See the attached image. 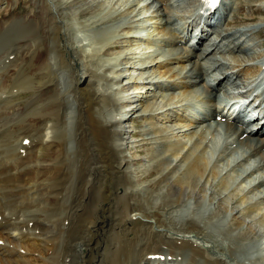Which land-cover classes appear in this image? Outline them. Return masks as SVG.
<instances>
[{
	"label": "bare ground",
	"instance_id": "6f19581e",
	"mask_svg": "<svg viewBox=\"0 0 264 264\" xmlns=\"http://www.w3.org/2000/svg\"><path fill=\"white\" fill-rule=\"evenodd\" d=\"M43 1L46 11H43V16L38 22H35L32 30L26 34L31 41L24 44L15 42V44L4 49L3 54L2 51L0 53L2 54L0 62L5 63L8 60V64L4 65L6 67L13 66L17 71L9 83L10 87H4L0 80V107L1 100L4 101V93L9 92L8 95L11 94L12 96L23 86H31L33 89L42 86L43 75L39 73L37 76L31 72V67L35 64L33 60L30 63H25L19 62V59L22 57V52L32 51L37 46L36 43L41 45V48L45 47L46 49L45 42L41 41V38H47L48 54L44 70L48 74L52 72L50 76L54 79L64 78L65 81H73L75 87L73 95L84 97L79 106L81 112L84 113L87 126L85 125L86 128L81 130H76L74 134L76 141L80 144L79 159L86 160L84 163L93 160L91 165H94L96 160L93 159V155L96 153L98 169L102 171L99 177L102 176L103 180L94 186L92 185L94 180H90L93 177L90 179L87 177L89 180L84 181H82L83 177L77 179L76 168L70 167L66 156H63V154L65 155L64 150L57 148L59 157L55 158L57 161L56 169L52 168L56 170L57 176L59 172L62 174L60 177L56 176L57 184L53 188H57L61 183L64 178L63 173H67L65 170L67 166L73 171V174L71 173L72 180H69L70 182L66 185L73 191L74 195H71V192L68 197H62L64 194H62L63 185L61 184L62 190L58 194L61 199L58 198L60 199L58 208L55 204V206L47 204L43 199L41 188L36 185V183L40 184L38 180L41 178L38 177L37 179L35 168L30 165L33 163L32 160L35 162V166L38 165V160L44 157L46 145L51 140L61 142V147L66 142L70 124L66 122L69 116L68 113L64 112L65 105L58 104L56 106L57 111L52 114L51 109H47L48 106L45 107L47 104L44 100L36 96L33 99L31 98L29 104L19 112L14 113L12 109H9L11 113L7 111L9 114L0 112V264H201L202 262H199L201 256L197 255L196 252L203 255V260L207 264H237L235 259L237 247L245 246L241 244L242 240L259 241L263 237L264 241V212L257 216L261 202H251L244 208H240V204L251 197V194H246L250 192L249 190L244 194L242 191L248 186L247 184L251 182L252 178H248L250 176L247 175L242 183H233L238 177H235L231 172H224L225 165L229 166L230 164L227 157V154L230 155V151L226 152L223 149L222 154L217 157L214 156L215 148L221 137L212 131L210 142L209 140L206 141L210 127L192 129L188 137L180 138L179 136L169 135L167 131L174 130L173 127H170L171 125L167 126L168 124L163 123V119H159V115H163L161 112L168 108H164L165 104L163 106L157 105L158 97L161 96V94L158 96V92L167 93V91L161 89L156 90V87H162L160 80L168 76L166 74L167 69L162 70L160 68H169L172 62L182 63L189 58L191 59L188 51L185 54L173 56L171 60H167L169 63L163 59L155 61L158 57L153 55V52H149L152 46L139 43L136 36L138 32L134 28L135 23L125 22L116 26L111 25V27L108 26L106 32L102 31L105 27L101 26L86 32L83 25H77L79 22L76 18L78 14L92 18L104 12L106 15L107 13L110 14L113 9L108 4L112 0H88V2H84L83 8L81 7L82 9L77 13L74 11V3H72L74 0ZM142 1L144 0L128 2L130 6L132 5L129 6L130 12ZM142 4L144 5L145 2ZM143 5L142 7H145L143 9L148 12L150 6L148 4ZM103 6L105 9H102ZM154 9H158V7H154ZM146 11L140 10L139 14L146 13ZM123 13L125 11L121 14ZM104 20H100L101 23ZM190 20L187 21L185 32L181 36L186 37V34H188L187 27L193 25V21ZM95 22L99 23V21ZM45 23H47L49 29H46L47 32H44ZM38 28H41V31H38ZM80 32L87 35V45L89 47L78 39ZM116 33H120V35H115ZM147 37L150 38V35L147 34ZM221 37H224V35ZM115 40L116 43L119 41L128 43V45L125 44L127 47L130 45L128 51L133 50L132 53H136V57L140 58L138 59L140 60L139 63L134 61V65L141 64L137 66L138 68H145L147 64L154 65L152 63L154 61L157 66H162L158 68L159 75H156L158 80L149 81L144 85L142 84L143 80H139L142 77L141 75L138 74L137 77L132 78L131 68L136 69V67L133 65L126 68L124 64L127 60L122 66L123 69L117 68L121 61L116 62V65L108 62L107 49H112ZM202 40V36L199 35L196 42L200 44L205 41ZM221 41L219 38L207 42L203 49H206L209 45L212 46L207 49L204 55L206 56L211 51L214 53L215 47ZM163 54H166V51L161 53V55ZM119 57H121V54ZM109 59L112 58L109 57ZM116 59L118 58L115 57L114 60ZM181 65V67H184L185 63ZM180 72L181 69L178 71L171 70L170 74L172 76L170 77L174 78ZM138 73H142V71ZM160 73L162 74L160 75ZM218 74L222 75L218 77L217 85L222 82L224 84L232 75L230 82L235 84L239 82L240 71L232 72L231 70L228 73L221 71ZM129 78L132 79L128 80ZM33 79L36 81L34 82ZM48 80L46 79L47 82ZM123 80L127 83L111 86ZM245 82L246 80L240 81V83ZM170 84L176 87L179 84L187 88L193 85L184 80H181V83ZM61 86L62 93H65V95L63 96L64 99H59L64 101L67 99L66 93L71 87L64 82H61ZM145 86L152 89L151 97L153 98L144 97L139 101L135 98L137 103L132 104L130 107V104H128L130 98L138 96L136 93L143 91ZM218 87H212L214 93ZM195 89L196 87L189 88V91L193 92ZM64 90L65 92H63ZM55 91L56 87H54L53 92ZM185 91L179 93L177 97L167 96L165 98L163 94L162 98L169 103L175 98L187 97L188 92ZM141 95L146 96L147 94L144 91ZM195 96H199V94L196 92ZM11 98L9 97V99ZM6 102L9 106L10 103L7 99ZM68 103L71 105L69 101ZM208 104L211 105L212 103L209 102ZM218 106H221V104L218 103ZM218 106L211 107L209 114L206 115L210 116L218 113V110H220ZM72 107H75V105ZM126 107L130 108L124 110ZM171 108L169 121L178 124L179 127L174 126L178 130L189 129L193 124L202 121L199 114L189 113L185 110L178 111V107ZM40 110H44L42 113L48 118L42 125L34 127L32 124L33 127L31 125L28 127L23 123L16 129L17 131L12 129V120L15 116L24 122L30 113ZM137 110L146 111L147 113L143 115V119H146V125L148 124V126L142 129L141 135L149 133L157 140L153 139L154 143L161 141V144L153 150L151 149L148 158L145 159L148 168L155 170L156 178L149 187L143 190V194L135 193L136 196L140 195L139 198L141 199L136 198V200L139 199L136 202L137 205L151 208L150 214L145 212L144 216L137 214L138 211L143 212L142 209L140 210L138 207L129 204L131 198H133L132 191L138 190L141 183L135 176L134 180H131L132 175H136V172L134 173L133 168L130 167L133 158L130 156L129 150L123 146V143L130 142V138L134 137L132 129L127 124V115L128 113H135ZM165 113H167V109L164 111ZM157 116L159 117L157 118ZM124 121H126V127H124ZM228 125V123H220V126H224L225 129H229ZM12 132L18 133V139L22 140L21 146L25 145L23 139L26 137H43V141H31L30 148L32 150H30L32 153L31 157L26 160V164L24 163L25 160L20 162L17 160L19 153L24 155L25 149L23 147L17 150L18 139L11 141L10 133ZM242 133L243 130L235 129V138L231 137V141L235 140L236 145H240L232 155L237 153L241 146L248 145L250 146L249 155L257 154V156H260L264 166L263 154H261L264 147V137L260 134L259 136L248 135L244 137ZM143 138H146V136H142L141 139ZM45 143L47 144L45 145ZM92 146H95V149H92ZM21 149L23 152H21ZM60 158L66 160L65 164H62L63 161L58 163ZM221 159H224V161L220 162ZM117 165L121 167L118 168ZM85 166L86 164H81L80 169L83 170ZM30 173L33 174L32 178H30ZM234 173L240 174L238 169H235ZM53 174L51 175L53 176ZM80 174L82 176V173ZM125 174H128V176ZM47 176L49 178V175ZM48 178L47 180H49ZM229 189H232L231 193L227 192ZM93 194L97 195L96 200L91 198ZM206 199L211 202L214 201L216 207L214 206L215 210L212 213L205 216L203 210L206 207ZM191 202L195 205L191 208L192 215L189 217L184 215V219L182 216V219L177 218L181 213L175 211L187 212ZM131 203L133 204V202ZM49 206H51L50 210H47ZM162 212L168 214L175 212V220L174 218H171V221L168 220ZM39 213H46V217H40ZM227 215H230V218L224 221L227 219ZM145 217L148 220L147 222L144 219ZM65 219H68L67 223ZM44 220L51 221L54 225L58 222L59 231L54 232L56 234L45 235L48 232V227L42 223ZM251 220H254L256 227L251 225ZM221 223L227 224L226 230L228 233L226 237L234 236L232 232L236 229L241 230V233L239 232L234 236L237 241L235 246H231L229 241H225L228 239L221 236ZM148 228H151V230ZM208 228H215L216 231L212 232ZM38 230L40 231L37 232ZM153 230H156V234L160 233L157 235L159 239L150 240L148 233ZM110 233L111 235L120 233L121 237L118 240H110ZM168 234L177 238L171 239ZM140 236L149 240H139ZM180 237L181 239H179ZM59 238L63 240H59ZM169 238L171 240H168ZM74 244L76 249H73ZM106 247L109 248L104 250ZM103 250L104 254L102 253ZM28 252H32V256L26 254ZM185 253H188V258L186 255V258H184ZM162 255H164L163 258H161ZM169 255L170 259L168 258Z\"/></svg>",
	"mask_w": 264,
	"mask_h": 264
},
{
	"label": "rangeland",
	"instance_id": "374dc122",
	"mask_svg": "<svg viewBox=\"0 0 264 264\" xmlns=\"http://www.w3.org/2000/svg\"><path fill=\"white\" fill-rule=\"evenodd\" d=\"M71 1H73V0H71ZM81 1V2H80ZM88 2V0H74V2H72V3H74V11L77 13L78 11H80L82 8H83V4H84V2ZM135 1V0H134ZM133 0H112L111 1V3L110 4H108L109 6H111L112 7V9L113 10H111V12H110V14L109 13H107V15L105 14V12L102 14L101 13V15L99 14V15H97L95 18H96V20H95V18L93 17H90V16H86V15H80V14H78V16L76 17L77 18V20L79 21L78 23H77V25L79 24V25H83V27H85L86 28V32L87 31H90V29H95V28H99V26H101V27H105L104 28V30H102V31H104V32H106V30L108 29V26L109 27H111V25L112 26H116V25H118V24H121V23H125V22H130V24H133V23H135V24H137V22H139V23H141V24H144L145 23V21H146V17H141V16H144L146 13H147V11L145 10V9H143V8H145V7H142V3L143 2H145V4L144 5H146V4H148L149 6H150V10L151 9H154L153 8V4H152V2H153V0H144V1H142V3H140L138 6H136V8L134 9V10H132L131 12H130V9H129V4H128V2H130V3H132V2H134ZM77 2V3H76ZM80 2V3H79ZM127 2V3H126ZM79 3V4H78ZM78 4V5H77ZM244 4L247 6V7H249V4H250V11H249V13L250 14H243L240 18H239V16H237L236 18H237V20L236 21H238V20H243V19H253L254 18V15L253 14H251V12L252 13H254L255 12V15H262L263 13H264V0H244ZM255 5V6H260V9L258 10V11H256L257 10V7H256V9L254 10V11H252V9H254V7H253V5ZM44 1L43 0H0V53H1V51H2V54L4 53V49H6V48H8V46H10V45H12V44H15V42H18L19 44H24L25 42H29V41H31V39H30V37L29 38H27V35L26 34H28L29 33V31H31L32 30V28H33V26H34V24H35V22H38L39 21V19L43 16V11H46V7H45V9H44ZM80 5V6H79ZM143 5V6H144ZM151 5H152V8H151ZM132 6V5H131ZM130 6V7H131ZM82 7V8H81ZM102 9H105L104 8V6L102 7ZM143 9V10H142ZM149 9H148V11H149ZM127 10V11H126ZM140 10L141 11H146V13H141V14H139V12H140ZM245 10H248L246 7H245ZM125 11V13H123V14H121L122 12H124ZM120 12V13H119ZM119 13V14H118ZM119 15V16H118ZM107 16V17H106ZM106 17V18H105ZM141 17V18H140ZM138 18H140V19H138ZM90 19V20H89ZM99 19V20H98ZM104 19H106V20H104ZM100 20H104V21H102V23H101V21ZM95 21H99V23L98 22H95ZM132 22V23H131ZM98 23V24H97ZM103 24V25H102ZM26 25V26H25ZM98 25V26H97ZM106 25V26H105ZM27 27V28H26ZM47 27V23H45V30H44V32H47L46 31V29L47 30H49L48 29V27ZM23 28H24V30H23ZM26 28V29H25ZM25 31V32H24ZM38 31H41V28H38ZM20 32V33H19ZM83 32V31H82ZM82 32H80L79 33V35H78V39H80V40H82L83 41V43H85L86 45H87V42H88V37H87V35L86 34H83ZM120 35V33H116L115 35ZM11 37V38H10ZM14 37V38H13ZM18 37V38H17ZM38 37V36H37ZM13 38V39H12ZM115 38H116V36H115ZM40 39V38H39ZM43 39V40H42ZM6 40V41H5ZM11 41V42H10ZM41 41H43V42H45L44 43V45L46 46V49H45V47H42L41 48V45H39V44H37L36 43V47L34 48V49H32V51H29V52H25V53H23L22 52V57L19 59V62L20 61H22V62H25V63H30L31 62V60H33V62L35 63L34 65H32V67H31V72L32 73H35L37 76L39 75V73H41L42 75H43V80H42V86H40L39 88H36V89H33V88H31V86H29V87H27V86H24L23 87V94L22 95H20L19 97H17L18 98V100H20V102H22V103H25L24 105H21L20 104V102H13V100H14V98L16 97L15 95L17 94V92L19 91V90H17L15 93H13V95L11 96V94L10 95H8L9 94V92L8 93H4L3 95H4V101H5V103H4V101H2L1 100V107H0V112H7V111H9V109H12V111L14 112V113H16V112H19V111H21V110H23L24 109V107L26 106V105H28L29 104V102L31 101V98L33 99L34 97H36V96H38V97H40V98H42L43 100H44V102L47 104L45 107H47V109H51L50 111L52 112V114H54L55 113V111H57V109H56V106L58 105V104H64L65 105V110H64V112L65 113H68L67 115L69 116L68 118H67V120H66V122L68 123V124H70V126L68 127V135H67V138H66V142L63 144V146L61 147V142H58V141H55V140H51V142L50 143H45V145H46V149H45V151H44V157H41L39 160H38V165H36L35 166V162L32 160V164L30 165L32 168H35L34 170H35V175H36V177H37V179H38V177H39V179L40 180H38V182H40V184H37L36 183V185H39V187L41 188V190H42V192H43V199L47 202V204H53L52 206H57V208H58V203L60 202V199H61V197L58 195L59 193H60V190H62V186H61V184L63 185V191H62V194H64V195H62V197H64V196H66V197H68L70 194H71V192H72V194L71 195H74V193H73V191L66 185V184H68V182H70L71 180H72V177H71V175L73 174V171H71L67 166L65 167V170L67 171V173L65 172V173H63L64 174V178L62 179V181H61V183L58 185V187L57 188H53L54 186H56V184H57V180H56V157H59V155H57L58 154V149L60 150H64V153H65V155L63 154V156H66V158H67V161L69 162V164H70V167H72L73 169H75L76 168V175H77V179H79V178H81V177H83L82 179V181H84V180H89L91 177H93V179H90V180H94L93 182L94 183H92V185H94V186H96L97 184H99V183H101L102 182V180H103V177L101 178V177H99L100 175H101V173H102V171H101V169L99 170L98 169V160H97V158H96V153H94V155H93V159H95L96 161H94L95 163H94V165L92 164L91 165V163L93 162V160H88L86 163H84L85 161H82L81 159H79L80 158V144H79V142L78 141H76V139H75V131L76 130H81L82 128H86V124L85 123H87L86 122V119H85V116H84V113H82L81 112V110H80V106H79V103L81 104L82 102H83V99L82 98H84V97H82L81 95H76V94H74L73 95V93H75V87H74V82L73 81H69V80H67V81H65V79L63 78V79H60V80H57V79H54V78H52L50 75L52 74V72H51V74H48L45 70H44V67H45V63H46V61H47V54H48V46H47V38H41ZM84 44V45H85ZM125 44H127L128 45V43H124V41H119V42H117L116 43V40H115V43H113V46H112V49L110 50V52H109V50L107 49V51H108V55H107V61L108 62H110V63H112V64H115L116 65V62L118 63V61H121V63L120 64H118V66H117V68L119 69V68H124V67H122L123 66V64H124V62L127 60V62L124 64V65H126L125 67L126 68H128L129 66H133L134 65V61H137L138 63L140 62V60H138V59H140L138 56L136 57V53H132V51L133 50H129L128 51V47L130 46H128L127 47V45H125ZM88 46V45H87ZM89 47V46H88ZM134 47H136V46H134ZM126 49V50H125ZM144 52V51H143ZM148 52V51H147ZM149 52H150V50H149ZM2 54H0V59H1V57H2ZM120 54H121V57H119L120 56ZM148 54V53H147ZM110 55V56H109ZM137 55H139V54H137ZM144 55V54H143ZM146 55V54H145ZM46 56V57H45ZM125 57L123 60H121L123 57ZM134 56H135V58H134ZM205 56V55H204ZM109 57L110 58H112V59H109ZM115 57H117L118 59H116V60H114V58ZM109 59V60H108ZM190 59V58H189ZM188 59V60H189ZM159 59H157V60H155V61H158ZM152 62V63H154V65H150V64H147V66L145 67V68H143V67H137V66H140L139 64L138 65H134L135 67H136V69L134 68V69H132L131 68V70H132V78L134 79V77L136 76L137 77V75L139 74V75H141L142 77L139 79L140 81L141 80H143L142 82V84H147V82H149V81H157L158 80V77H156V75H159V70H158V68L159 67H157L156 65H155V63L156 62ZM185 61H183L182 63H184ZM142 63V62H141ZM173 63V62H172ZM181 63V64H182ZM4 64H8V60L5 62V63H3V61L2 62H0V80L2 81V83H3V86L4 87H10L9 86V83L11 82V80H12V78H13V76L16 74V70L14 69V67L13 66H10L9 68L8 67H6ZM150 65V66H149ZM170 66H171V64H170ZM8 68V69H7ZM162 70H163V68H161ZM252 70V69H251ZM3 71V73H5V75H4V80H2V76H1V72ZM142 71V73H138V72H141ZM154 73V74H153ZM162 73H160V75H161ZM12 75V76H11ZM152 75V76H151ZM45 76V77H44ZM49 77V78H48ZM132 78H129L128 80H131ZM5 79L7 80V83L5 82ZM45 79V80H44ZM46 79L48 80V82L46 81ZM138 79V78H137ZM34 80V79H33ZM50 80H52V81H50ZM36 80H34V82H35ZM44 82V83H43ZM61 82H64L66 85H68L69 87H71L70 89H68V91H67V101L66 100H62V99H64L63 98V96L65 95V93H62V86H61ZM46 83V84H45ZM59 83V84H58ZM125 83H127V81H125V80H123V81H121V82H118V83H116V84H112L111 86L112 87H114V86H119V85H123V84H125ZM58 85V86H57ZM33 87V86H32ZM42 87V88H41ZM54 87H56V91L55 92H53L54 91ZM67 87V86H66ZM147 86H145V88H143L144 90L143 91H140V92H137L136 93V95H138V96H136V97H131L129 100L130 101H128V104H130V107H131V105L132 104H136L137 102H136V100H135V98H137L138 99V101H139V99H142V98H144L145 96L144 95H141V93L142 92H146V94L147 95H150V96H152V89L150 88V87H148V88H146ZM68 88V87H67ZM74 88V89H73ZM28 89V90H27ZM38 89V90H37ZM59 89V90H58ZM61 89V90H60ZM151 89V90H150ZM63 92H65V90L63 91ZM181 94L182 92H167V93H162V92H158V96L161 94V96H159V98H161V99H159L158 98V100H157V105H160V106H163L162 104H160L159 102H160V100H162L163 98H162V95L164 94V96H165V98L168 96V97H177V95L178 94ZM198 93V92H197ZM36 94V95H35ZM51 94H52V96H51ZM122 94H124V93H122ZM122 94H120V95H122ZM199 94V93H198ZM8 95V96H7ZM62 95V96H61ZM7 96V97H6ZM74 98H73V97ZM9 97H12L11 99H9ZM30 97V98H29ZM17 98L15 99V100H17ZM47 98V99H46ZM49 98V99H48ZM59 98H62V99H59ZM72 98V99H71ZM6 99L9 101V103H10V105L9 106H7V102H6ZM58 99V100H57ZM69 99V100H68ZM75 99V100H74ZM82 99V100H81ZM72 100V101H71ZM85 100V99H84ZM68 101L71 103V105L68 103ZM75 101H76V103H75ZM142 101H144V102H146L145 100H142ZM174 101V100H173ZM173 101H171V102H173ZM74 102V103H73ZM166 102V101H165ZM171 102H169V103H171ZM67 103H68V106H67ZM73 103V104H72ZM169 103H165V105L166 104H169ZM175 104V103H174ZM54 105V106H53ZM75 105V107L77 108H75V107H72V106H74ZM77 105V106H76ZM171 105V104H170ZM54 107V108H53ZM130 107H128V108H130ZM133 107H134V105H133ZM127 107L124 109V110H126V109H128ZM166 109H168V108H166ZM166 109H164L163 110V112L164 111H166ZM72 111V112H71ZM159 111H160V109H159ZM10 112V111H9ZM9 112H7L8 114H9ZM42 112H44V110L42 111V110H40V111H33L32 113H30L28 116H27V119H26V121H24V122H22L20 119H19V117H17V116H15L14 118H13V120H12V125H11V127H12V129L13 130H15V131H17L16 129L18 128V127H20L23 123L25 124V125H27L28 127L31 125L32 126V124H33V126L35 127V126H40V125H42L44 122H45V120H47L48 118L46 117V116H44V114L42 113ZM11 113V112H10ZM139 113V112H138ZM137 114V112H135V113H132V115H130L129 117H128V119H129V122H130V124H131V128H132V132L134 133L133 135H134V137H132V138H130V142H128V143H123V146L124 147H126L128 150H129V153H130V156H132V158H133V160H132V164L130 165V167L131 168H133V170H134V173L136 172V175H132V178H131V180H134V178L135 177H137L136 179H138L139 181H140V183H141V185H140V188L138 187V190H135V191H132V197L134 198H131V200H130V203L129 204H131V205H134V206H136V207H138L140 210L142 209V211L143 212H140V211H138L137 212V214H141V215H145L144 213L146 212V213H149L150 214V212H151V208H149V207H145V206H140V205H137L136 204V202L140 199L139 198V196L140 195H138V196H136L135 195V193H140V194H143V190L144 189H146V187H149L150 185H151V183H152V181L156 178V174H155V170H153V169H149L148 168V164L145 162V159H147L148 158V156H149V154H150V152H151V149L153 150V148H156L159 144H161L160 142L161 141H158V142H156V143H154L155 141H157V140H155V138L154 137H152L151 136V134H149V133H146L145 135H141V133H142V129H145L147 126H148V124L146 125V119L144 120L143 119V117H141V116H143V115H140V114H138L139 116H137L136 115ZM48 115V114H47ZM77 116V117H76ZM162 118H163V120L164 121H166V122H164L163 121V123L164 124H167V122H169V121H167L166 120V118L163 116V115H160ZM159 116H157V118H158ZM142 118V119H141ZM74 119V120H73ZM85 120V121H84ZM162 120V119H161ZM78 121V122H77ZM158 121H160V120H158ZM14 122H16V124H14L13 125V123ZM83 122V123H82ZM82 124V125H81ZM86 125V126H85ZM122 125H123V123H122ZM171 124H168L167 126H170ZM26 126V127H27ZM32 126V127H33ZM81 126V127H80ZM172 126H173V124H172ZM172 126H170V127H172ZM80 129H79V128ZM124 127H126V121H124ZM16 128V129H15ZM129 128V127H128ZM175 130V129H174ZM174 130H170V132H171V134L172 135H174V134H176L175 136H179V137H182V136H184V132L182 131V130H178L177 131V128H176V130L174 131ZM147 131V130H146ZM173 132H175V133H173ZM178 132H180V133H178ZM21 133V132H20ZM20 133H19V135H20ZM29 134V133H28ZM181 135V136H180ZM13 136V137H12ZM136 136V137H135ZM142 136H146V138H143V139H141L142 138ZM19 137H18V133L17 132H12V133H10V139H11V141L13 142V141H15V140H17ZM40 138V139H39ZM28 139H29V141H28V144H23L22 146H21V144H22V140L21 139H18V141H17V150H19V148H23L24 147V149H25V152H26V155H27V157H26V155H25V152H24V155H20V153H19V155H18V157H17V160H18V162H20V161H24V163L26 164V160L27 159H29V157H31V153H32V148H30V145H31V143L32 142H34V141H43V137L41 138V137H34V138H30V137H28ZM153 139L155 140V141H153ZM140 140V141H139ZM32 141V142H31ZM139 141V142H138ZM127 145V146H126ZM28 146V147H27ZM48 146V147H47ZM27 148V149H26ZM58 148V149H57ZM31 149V150H30ZM92 149H95V146H92ZM28 152V153H27ZM47 153V154H46ZM222 154V153H221ZM30 155V156H29ZM22 156V157H21ZM25 158H24V157ZM19 158V159H18ZM24 158V159H23ZM62 158V157H61ZM59 159V161H58V163H62V161H63V163L62 164H65L64 162H66V160H63V159ZM81 160V161H80ZM80 162V163H79ZM145 162V163H144ZM81 164H86V166H85V168L83 169V170H81L80 169V165ZM89 164H90V166H89ZM88 165V166H87ZM39 166V167H38ZM55 168L54 170H53V168ZM117 167L119 168V167H121V166H119V165H117ZM28 168H29V166H28ZM91 168V169H90ZM95 168H96V170H95ZM37 170H39V171H37ZM49 172H47V171ZM51 170V171H50ZM96 172H95V171ZM147 170V171H146ZM92 171V172H91ZM38 172H39V174H38ZM45 172V173H44ZM55 172V173H54ZM84 172V173H83ZM90 172V173H89ZM120 172V171H119ZM54 173V174H53ZM72 173V174H71ZM80 173H82V176H81V174ZM87 173V174H86ZM264 173V172H263ZM262 173V174H263ZM38 174V175H37ZM51 174H53V176L51 175ZM61 172H59L58 173V176L60 177L61 176ZM79 174H80V176H79ZM85 174H86V176H85ZM90 174H92V175H90ZM46 175V176H45ZM47 175H49V178H48V176ZM89 175V176H88ZM96 175V176H95ZM126 176H128V174H125ZM50 176H52L51 178H50ZM57 176V177H58ZM135 176V177H134ZM33 177V174L32 173H30V178H32ZM45 177H47L49 180H47V178H45ZM87 177L89 178V179H87ZM45 178V179H44ZM66 178V179H65ZM96 178H99V179H97L96 180ZM44 179V181H42ZM66 181H65V180ZM56 182H55V181ZM64 180V181H63ZM70 180V181H69ZM96 181V182H95ZM67 182V183H66ZM79 182H81V181H79ZM98 182V183H97ZM64 183H65V185H64ZM49 184V185H48ZM43 185V186H42ZM51 189H53V190H51ZM56 189H58V190H56ZM129 189V188H128ZM55 190V191H54ZM69 190V191H68ZM142 190V191H141ZM53 191V192H52ZM231 191H232V189H229L227 192H229V193H231ZM47 192V193H46ZM133 192H134V194H133ZM69 193V194H68ZM108 193V192H107ZM146 193V192H145ZM251 194H254V192L253 193H251ZM96 196L97 195H95V194H93L92 196H91V198L92 199H94V200H96ZM251 197H250V199H252V195H250ZM57 198V199H56ZM58 198H60V199H58ZM136 198H139L138 200H136ZM141 200V199H140ZM131 202H133V204L131 203ZM205 208H204V210H203V212H204V215L207 213V215H209L210 213H212V211H214L215 210V205H216V203L214 202V201H209L208 199H206L205 200ZM245 203V202H244ZM55 204V205H54ZM243 203L242 204H240V208H242L243 207ZM189 206H190V208H188V211L187 212H185L184 214L186 215L185 217H189V216H191L192 214H191V212H192V206H195L194 205V203L193 202H191V203H189ZM215 206V207H214ZM50 207L51 206H49L48 208H47V210H50ZM209 207V208H208ZM262 207V209H264V205H262L261 206ZM56 208V207H55ZM46 209V208H45ZM53 209H54V207H53ZM148 209V210H147ZM47 210H45V211H47ZM190 210V211H189ZM175 211V210H174ZM209 211V212H208ZM176 213H183V212H177V211H175ZM175 212H173V213H171V214H168V213H165V212H162L163 213V215L168 219V220H172L173 218H174V220H175ZM187 213V214H186ZM209 213V214H208ZM168 214V215H167ZM180 214V216H178L177 218H179V219H184L185 217H184V214L183 215H181ZM40 217H46V213H39L38 214ZM169 216V217H168ZM181 216H182V218H181ZM206 216V215H205ZM49 218H52V217H49ZM48 218V219H49ZM172 218V219H171ZM230 218V215H227V219L226 220H224V221H227L228 219ZM145 219V221L147 222L148 220H147V218L145 217L144 218ZM33 221V220H32ZM31 221V222H32ZM223 221V222H224ZM65 222L67 223L68 222V219H65ZM42 223L43 224H45L47 227H48V232H46L45 233V235H50L51 233H54V232H58L59 231V224H58V222H56V224L54 225L51 221H48V220H44V221H42ZM254 225H253V224ZM65 224V223H64ZM146 224V223H145ZM251 225L253 226V227H256V224H255V222H254V220H251ZM148 227H149V225H148ZM65 228V227H64ZM180 228V227H179ZM149 230H151V228H148ZM40 230H38L37 232H39ZM64 231H65V229H64ZM155 231L156 230H153L152 232H149L148 233V237L150 238V240H153V239H159V236H157V235H159L158 233L156 234L155 233ZM164 232H166V231H164ZM167 233V232H166ZM54 234H56V233H54ZM120 233H117V234H115V235H111V233H110V237H109V239L110 240H118L120 237H121V234L119 235ZM53 235V234H52ZM118 235V236H117ZM168 236L170 237L171 236V234L169 235L168 234ZM173 236V237H172ZM170 238L171 239H174V238H177L176 236H174V235H172ZM117 237V238H116ZM152 238V239H151ZM168 239V240H171V239ZM224 238V237H223ZM78 239H79V236H78ZM179 239H181V237L179 238ZM59 240H63V239H60L59 238ZM139 240H149V239H143V237L142 236H140V238H139ZM261 240L263 241V237L259 240L260 242H261ZM194 241H197V240H194ZM225 241H228V240H225ZM226 243H228V242H226ZM79 245V244H78ZM107 248H109V247H106L104 250H107ZM73 249H76V245L74 244L73 245ZM104 250L102 251V253L104 254ZM101 253V254H102ZM215 253V252H214ZM26 254H30L29 256H32L31 254H32V252H28V253H26ZM188 253H185L184 254V258H186L185 257V255L187 256V258H188V255H187ZM196 254L197 255H199V256H201V259L199 260V262L201 263H203L204 262V257H203V255H201V253L199 252H196ZM28 255H25L26 257L28 256ZM217 255V254H216ZM28 256V257H29ZM81 257H83V256H81ZM196 261H198V260H196ZM186 262H187V260H186ZM201 263V264H202ZM203 264H207L206 263V261L203 263Z\"/></svg>",
	"mask_w": 264,
	"mask_h": 264
},
{
	"label": "snow or ice",
	"instance_id": "6c2138e0",
	"mask_svg": "<svg viewBox=\"0 0 264 264\" xmlns=\"http://www.w3.org/2000/svg\"><path fill=\"white\" fill-rule=\"evenodd\" d=\"M205 3L209 6H214L217 3V0H205Z\"/></svg>",
	"mask_w": 264,
	"mask_h": 264
}]
</instances>
